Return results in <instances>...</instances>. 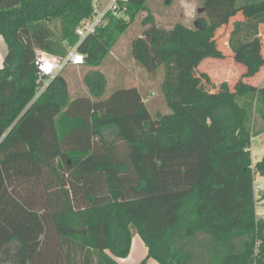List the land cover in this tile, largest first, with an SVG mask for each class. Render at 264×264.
Returning <instances> with one entry per match:
<instances>
[{"label": "trees", "instance_id": "obj_1", "mask_svg": "<svg viewBox=\"0 0 264 264\" xmlns=\"http://www.w3.org/2000/svg\"><path fill=\"white\" fill-rule=\"evenodd\" d=\"M145 1L119 0L117 14L107 11L80 39L75 29L95 14L92 0H0L8 47L0 68V264H120L132 230L148 249L140 264H189L181 242L199 231L215 248L205 264H264L253 188L264 155L251 167L248 150L264 130L252 118L264 122V86L243 80L264 66V0H201L205 17L195 27L167 29L147 16L131 53L148 71L163 65L170 113L152 116L136 86L68 99L56 76L37 94V50L63 58L65 42L82 63L99 65ZM222 28L237 78L209 89L198 66L224 56ZM245 235L237 248L233 239Z\"/></svg>", "mask_w": 264, "mask_h": 264}, {"label": "rangeland", "instance_id": "obj_2", "mask_svg": "<svg viewBox=\"0 0 264 264\" xmlns=\"http://www.w3.org/2000/svg\"><path fill=\"white\" fill-rule=\"evenodd\" d=\"M109 1L92 0L95 11L92 18L94 16L97 17L107 7ZM119 15L123 18L125 17L122 12H119ZM148 15V18H151L153 23L167 29L177 22H181L189 27H195L196 20L205 17L201 0H146L145 9L137 13L133 22L118 37L99 65L90 66L82 63V60L78 64H66L53 77L38 75L36 80L37 84H39L37 94L56 76H61L65 81L68 99H72L78 95H86L93 99L103 98L116 88L134 85L139 89L143 98L146 99L147 96L151 97L150 101H148V106L153 116L170 113L171 109L165 101L161 88L164 77L163 65H160L154 71H148L133 58L131 53V42L150 24L146 20ZM241 17L242 14L239 12L231 20ZM48 24L55 36L58 37L61 30V20L54 19ZM228 31L227 28H222L216 33L218 45H222L224 48V56L222 58H205L198 66L199 71L205 72L209 76L210 84L204 83L209 89H212V86L216 88L221 82L225 81L232 87L237 78L238 66L236 67V64L232 61L231 52H229L228 45L226 44ZM260 33L264 46V30H261ZM62 45H64L67 51L72 47L67 46L65 42ZM260 72L262 75L256 74L251 78H244V82L255 84L259 87L264 86V66ZM243 100L244 97L238 98V103H242ZM252 118L254 119V128L263 130L264 122L261 120L259 114L253 112ZM253 136L254 139L252 141L250 139L248 146L252 166L256 159L258 160L264 154V130L257 136L255 134ZM253 188L255 194V217L257 220H264V176L259 175L258 172H255L253 175ZM246 237L245 235L233 239L237 248L241 246L240 243ZM181 243L184 245L185 255L189 257V264H205L203 260L215 253L211 237L202 231L196 232L189 238H184ZM216 250L218 249L216 248Z\"/></svg>", "mask_w": 264, "mask_h": 264}, {"label": "built area", "instance_id": "obj_3", "mask_svg": "<svg viewBox=\"0 0 264 264\" xmlns=\"http://www.w3.org/2000/svg\"><path fill=\"white\" fill-rule=\"evenodd\" d=\"M118 1L119 0H110L107 7L100 12L97 17L94 16V18L91 17L81 20L75 29L76 35L81 39L87 34L93 33L106 20L105 14L107 11L117 14ZM45 53L48 52L37 50L35 54V65L41 76L46 75L53 77V75L61 71L66 64H78L83 60V56L76 51L75 46H72L67 52V55L63 58L51 53H48L50 57L47 58L44 56ZM251 139H254V137Z\"/></svg>", "mask_w": 264, "mask_h": 264}, {"label": "crops", "instance_id": "obj_4", "mask_svg": "<svg viewBox=\"0 0 264 264\" xmlns=\"http://www.w3.org/2000/svg\"><path fill=\"white\" fill-rule=\"evenodd\" d=\"M7 52H8L7 44H6L3 36L0 35V68L3 66V61H4V58H5L6 54H7ZM260 73H258V75H262ZM142 98H143V96H142ZM150 99H151V97H149V96H147L146 99L143 98V101L146 104L148 110H149L148 101H150ZM149 112H150V110H149ZM150 114L152 115L151 112H150ZM256 161H257V159H256ZM147 252H148V249L145 246L144 242L142 241L141 237L136 232L132 231V237H131V242H130V247H129V253H128V255L126 257H124V258L115 257V259L120 264H138L140 262V260H142V259H144L146 257ZM146 264H159V263L155 259H153V258H148L146 260Z\"/></svg>", "mask_w": 264, "mask_h": 264}, {"label": "water", "instance_id": "obj_5", "mask_svg": "<svg viewBox=\"0 0 264 264\" xmlns=\"http://www.w3.org/2000/svg\"><path fill=\"white\" fill-rule=\"evenodd\" d=\"M44 56L47 57V58H49L50 57V54L45 53Z\"/></svg>", "mask_w": 264, "mask_h": 264}]
</instances>
